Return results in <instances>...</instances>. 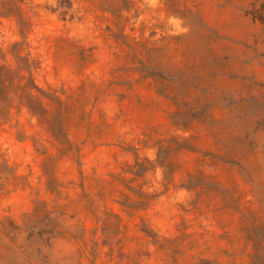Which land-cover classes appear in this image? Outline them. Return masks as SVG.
Masks as SVG:
<instances>
[{
    "label": "rangeland",
    "instance_id": "374dc122",
    "mask_svg": "<svg viewBox=\"0 0 264 264\" xmlns=\"http://www.w3.org/2000/svg\"><path fill=\"white\" fill-rule=\"evenodd\" d=\"M0 264H264V0H0Z\"/></svg>",
    "mask_w": 264,
    "mask_h": 264
}]
</instances>
